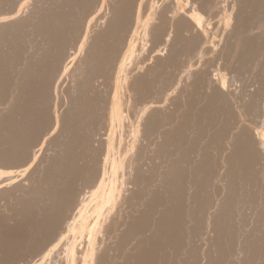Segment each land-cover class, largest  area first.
<instances>
[{"label": "bare ground", "instance_id": "bare-ground-1", "mask_svg": "<svg viewBox=\"0 0 264 264\" xmlns=\"http://www.w3.org/2000/svg\"><path fill=\"white\" fill-rule=\"evenodd\" d=\"M3 1L0 42L33 4ZM79 1L67 15L61 10L66 19L55 29L49 17L50 30L43 18L23 34L20 27L6 34L15 38L13 88L0 161L14 170L0 172V184L32 175L42 151L59 141L49 162L53 177L43 180L47 208L56 213L27 229L46 243L38 253L34 244V263L174 264L199 254L205 264L212 242L216 264H264V0ZM105 7L112 8L108 20ZM144 10L149 19L141 24ZM139 32L153 44L155 65L131 66ZM64 83L71 106L60 115ZM45 113L51 124L39 120ZM142 239L154 244L140 247Z\"/></svg>", "mask_w": 264, "mask_h": 264}, {"label": "rangeland", "instance_id": "rangeland-1", "mask_svg": "<svg viewBox=\"0 0 264 264\" xmlns=\"http://www.w3.org/2000/svg\"><path fill=\"white\" fill-rule=\"evenodd\" d=\"M1 1V0H0ZM33 1V4L30 2V4H29V7L27 6L24 10H26V11H24L25 13H26V19H25V21H21V22H19V24H17V25H15V26H12L11 28H9L6 32V34H9V35H11L12 34V36L14 35L13 34V32L15 33V31L14 30H16V29H18L19 30V27L21 28V31H22V34H23V32H27V30L29 31V29L30 28H32L33 27V24L35 23V24H37V22H39V21H36V20H40V21H42L43 20V18L45 19V20H43L44 22H42L43 24H45V22H48V24H49V22L51 21L50 19H51V17L52 18H54V20L53 21H51V22H54V24H53V27L51 26L52 24H49V25H43L44 27H46V28H48V30H50L51 29V27H52V29H55L54 28V26L56 27L57 25H59V23L61 24V22L62 23H64L63 21H58L57 22V20H59V19H61V20H63V18H64V16H65V19H66V15H67V9H71V8H69L70 6L69 5H71V3H72V1L73 0H32ZM39 1V2H38ZM42 1V2H41ZM62 3H61V2ZM84 1V0H83ZM86 1V0H85ZM232 1L233 0H230V2H231V4H232ZM1 2H4L3 0L1 1ZM1 2H0V6L2 7V5H1ZM71 2V3H70ZM75 2H80L79 0H74L73 1V3L75 4ZM82 2V1H81ZM236 2V0H234L233 1V3H235ZM244 3V0H241V3ZM39 3H41V4H43L41 7H40V5L41 4H39ZM72 3V4H73ZM84 3V2H83ZM39 6L38 8L36 7L37 5ZM62 4H65V6L64 5H62ZM67 4V5H66ZM77 4V5H76ZM75 5H74V7H78V3H76ZM80 4H82V3H80ZM159 4V3H158ZM32 5V6H31ZM36 5V6H35ZM55 5V6H54ZM241 5V4H240ZM33 6H35V7H33ZM57 6V7H56ZM64 6V7H63ZM68 8H67V7ZM4 7V6H3ZM3 7L2 8H0V11H1V9H3ZM31 7H33L32 9H31ZM74 7L72 8V10L74 9ZM37 8V9H36ZM111 8V7H110ZM110 8H106L105 7V9H106V11H105V14H106V19L108 20V18L109 17H111V15L110 14H112L111 12H112V8L110 9ZM46 9V10H45ZM77 9V8H76ZM75 9V10H76ZM32 10V11H31ZM34 10V11H33ZM64 12L65 11V13H66V15H65V13L63 14L62 13V11ZM74 10V11H75ZM29 11V12H28ZM50 11V12H49ZM71 11V10H70ZM28 12V13H27ZM35 12V13H34ZM57 12V13H56ZM69 12V11H68ZM144 12V13H143ZM142 14L140 15L141 17H140V23L142 24V22L144 23V19L145 20H147V19H149V15H148V11L147 10H144V11H142L141 12ZM219 13H221V12H219ZM31 14L33 15L32 17H31ZM55 15V16H52V15ZM57 14V15H56ZM63 14V15H62ZM42 15V16H41ZM48 17H47V16ZM147 16V18H146V16ZM37 16V17H36ZM57 16V18H55ZM61 16V17H60ZM207 17H206V19H207V21L209 22V20L210 19H212V17H214V16H210L209 17V19H208V15H206ZM218 16V17H217ZM221 16H223L222 14H219L218 15V13H217V15H216V17L218 18L217 20H218V23H219V17H220V19H221ZM49 17H50V19H49ZM108 17V18H107ZM216 17H214L215 19H214V21H213V19L210 21L211 23H212V25H214V24H216L217 22V20H216ZM38 18V19H37ZM48 20H47V19ZM132 18H134L132 15H131V19H129L128 21H130V23H131V20H132V22H133V19ZM29 19V20H28ZM64 19V20H65ZM106 19H104L105 21H104V23H106V22H108ZM111 19L112 18H110V20H109V22H111ZM142 19V20H141ZM30 22V21H32V22H28V21ZM50 20V21H49ZM134 20H135V18H134ZM24 22H26V23H24ZM145 22H147V21H145ZM214 22H216V23H214ZM33 23V24H32ZM58 23V24H57ZM31 26H29V25ZM47 24V23H46ZM107 24H109V23H106V25ZM135 24V21H134V23L132 24V26ZM21 25H22V27H21ZM25 25V26H24ZM104 25L105 24H102V26L104 27ZM105 25V26H106ZM211 25V27H213V28H211L212 29V32L214 33V35H215V29L217 28V26H218V24H216L215 26H212ZM17 26V28H15ZM49 26H51V27H49ZM101 26V25H100ZM102 26L101 27H99V28H102ZM127 26H129V27H131V24H129V22H128V25ZM126 26V27H127ZM134 27H136L135 25L133 26V29H134ZM13 28H15V29H13ZM45 28V29H46ZM139 29H140V27H138ZM215 28V29H214ZM11 29V30H10ZM13 29V30H12ZM26 29V30H25ZM128 30H127V32L126 33H128V31H129V29H130V31H129V34H127V35H125V37H128V36H130L131 34H132V28H127ZM138 29V30H139ZM214 29V30H213ZM24 30V31H23ZM8 31H10V33H8ZM63 31V32H62ZM61 32H60V34H63L65 31L64 30H62ZM217 32V31H216ZM141 32H139L135 37H137V39H136V51H135V56H134V58H133V65H132V63H131V66H132V68H136V67H140V66H142V67H144V65H146L145 67H147L148 65H150L151 63H152V61H155V59L152 57L153 55H154V52L152 51V42L150 41V40H148L147 38H143L142 36V33L140 34ZM213 33H211V34H213ZM5 34V36L8 38V37H11V38H9V40L5 37L4 39V41L6 42H0V49H2V50H0V144L3 146H1V148L2 149H5V150H7L8 151V148L7 147H5L4 145H5V141H3V140H5L6 139V141H7V136H6V134L8 133V126H9V123H8V114H7V110L9 109L8 107H9V104H11L10 102H12L11 101V98H12V88H13V86H12V80H13V76H12V73H11V66H10V62L12 61V55H13V52H12V50H11V48H12V46H10L11 44H12V42L14 41V37L12 38V36H7ZM140 35V36H139ZM15 36V35H14ZM22 36V35H21ZM124 37V41H125V43H127L128 42V40L127 39H129L130 37H128V38H125ZM226 37H227V35L226 36H224V39L226 40ZM139 38V39H138ZM23 39V38H22ZM141 39V40H140ZM223 39V42L222 43H225V40ZM13 40V41H12ZM11 41V42H10ZM124 41H123V46L121 45V48H120V52L122 53V51H123V49H122V47L124 48V50H126L127 48H126V44L124 45ZM144 41H145V43H144ZM150 41V42H149ZM227 41V40H226ZM235 41V40H234ZM234 41H232L233 43V45L235 44L234 43ZM5 43V44H4ZM4 45V46H2V45ZM7 44H8V46H7ZM147 45V46H146ZM223 45V44H222ZM221 45V46H222ZM233 45L231 46V47H233ZM6 46V47H5ZM144 46V47H143ZM138 47V48H137ZM230 47V48H231ZM234 47H235V45H234ZM151 48V49H150ZM7 49V50H6ZM33 49V48H32ZM148 49V50H147ZM232 49H234V48H232ZM143 50V51H142ZM147 50V51H146ZM10 51V52H9ZM34 51H36V50H34ZM34 51H32V53L34 52ZM27 52V51H26ZM167 52H169V51H167ZM166 52V54H168ZM29 53H30V50H29ZM34 53H36V52H34ZM120 53V54H121ZM144 53V54H143ZM30 55H31V53H30ZM10 56V57H9ZM39 56V55H38ZM145 56V57H144ZM144 57V58H143ZM10 59H11V61H10ZM151 60V61H150ZM142 61V62H141ZM144 65H143V64ZM147 63V64H146ZM32 65L31 67H34L35 65H38L39 63H29V65ZM134 65H135V67H134ZM137 65V66H136ZM152 65H155V62H153L152 64H151V66ZM38 66H40V65H38ZM37 66V67H38ZM36 66H35V68H37ZM10 68V69H9ZM146 69V68H145ZM145 69H142V71L144 70L145 71ZM141 71V72H142ZM226 73H227V71H225ZM228 74H229V72H228ZM3 75V76H2ZM230 75V74H229ZM228 75V76H229ZM12 82V83H11ZM68 82H70V81H68ZM68 82H65V83H67V85L69 84ZM11 83V84H10ZM34 83V82H33ZM36 84H37V82H35ZM35 83H34V87H35V89H39L38 88V86H36L35 85ZM64 83V85L59 89V91H60V93H59V91H58V98L60 99V101H59V103H58V108L60 107V109H59V111H57V112H59L58 114H60V111H62L61 113L62 114H64L65 113V110H67V112H68V108L69 107H67L68 105H67V103H69L68 102V98H70L71 96H69V95H67V93H70V92H67V90L69 89V85H68V89L67 88H65L64 86L66 85ZM236 84H240L239 82H236ZM250 84H253L252 82H250ZM11 85V86H10ZM66 85V86H67ZM33 86H30L29 85V87H31L30 89L31 90H34V88L32 89V87ZM11 87V88H10ZM29 87L27 86V88L26 89H24L25 91H23V92H21V93H19L18 95H20V97L22 96L23 97V99H24V97H25V93H27L26 95H27V98L29 97V94H30V92H28V89H29ZM235 87H238V86H236L235 85ZM234 87V88H235ZM64 88V89H63ZM66 89V90H65ZM30 90V91H31ZM63 90V91H62ZM11 91V92H10ZM67 92V93H65V92ZM69 91H70V89H69ZM6 93V94H5ZM32 93V92H31ZM65 93V94H64ZM3 94H5V95H3ZM10 95V96H9ZM17 95V96H18ZM63 95V96H62ZM65 95V96H64ZM67 95V96H66ZM71 95V94H70ZM62 97V98H61ZM58 99V100H59ZM67 99V100H66ZM13 100V99H12ZM61 100H62V102H61ZM3 101H4V103H3ZM64 101V102H63ZM66 102V103H65ZM63 103V104H62ZM59 104H61V105H59ZM65 104L67 105V106H65ZM69 105H70V103H69ZM45 106V109H46V113H47V109H49V105H47V104H45L44 105ZM52 106H53V104H52ZM63 106V107H62ZM71 106V105H70ZM67 107V108H66ZM171 107H174V106H171ZM170 107V108H171ZM58 108H56L57 110H58ZM65 108V109H64ZM66 112V113H67ZM46 113H45V117L44 118H41V116L42 115H40V119L39 120H41V119H43V120H41V121H44V119L46 118H48V122H50V117H51V114L49 113V116L50 117H46ZM61 115V114H60ZM54 120V119H53ZM47 122V121H46ZM47 122V123H48ZM45 123V122H44ZM43 123V124H44ZM46 123V124H47ZM52 122H50V124H51ZM50 124H47L48 126L50 125ZM42 129V128H41ZM7 130V131H6ZM43 130H46L45 129V127H44V129ZM43 130H42V133L41 134H43V133H46V132H43ZM3 131V132H2ZM6 132V133H5ZM41 132V130H39V133ZM38 133V134H39ZM5 136H4V135ZM2 135V136H1ZM45 134H43V137H45L44 136ZM39 136H40V134H39ZM42 136V135H41ZM5 137V138H4ZM1 138H4V139H2L1 140ZM41 138V137H40ZM42 139V138H41ZM58 141V140H57ZM59 142V141H58ZM58 142H56V140H55V142H53V144H52V148H55L54 147V143L56 144H58ZM5 147V148H4ZM46 148V147H45ZM52 148L50 147V149H51V152H50V149L48 148V149H44L43 151H42V154H40L41 156H40V159H38V163H36V170H34L33 172H32V175L30 174V175H25V176H22V177H18V178H14L15 180H13L12 179V181L10 180V182L9 181H6L3 185H4V188H3V185H2V183L0 184V188L2 189H5L6 187V185L8 184L9 186H8V189L9 190H7L8 192H6V190H5V192H6V194L4 193H1L0 192V194L4 197H2L1 195H0V244H1V249H0V264H35L36 263V259H38L39 257H35V252H40L41 251V249L44 247L43 246V244H46V243H44L45 242V240L44 241H42L43 243L41 244V241L39 240V242H37V241H35V240H37V238H34V237H32V236H27V235H31V233L30 232H28V230L30 229V231H31V222L32 221H34V223L36 222L35 220L37 219L38 221L37 222H39L40 221V219L42 220V223H41V221L39 222V224H45L46 222H48L49 221V219H47V218H50V217H52L51 215H54V213L53 212H55L56 213V211H53V209H48L47 207H50L51 206V204H50V206H49V202H50V200L48 199V195H46L48 192H46L45 191V193H44V187H43V183L47 180V179H49V176L47 175V177H46V174H49L51 177H50V179H52V177H53V173H51L50 174V172H49V168L51 167V165H54L55 164V158H57V156L55 155L56 153H55V151H53L52 150ZM5 150H1L0 149V154L3 156V154L5 153V152H7V151H5ZM5 151V152H4ZM49 152V153H48ZM46 153V154H45ZM47 155V154H49V155H47V157L45 156V155ZM0 155V159H1V161L2 162H4L3 160H2V156ZM54 155V157L52 158V156ZM49 160H47L45 157ZM44 157V158H43ZM50 158V159H49ZM53 160H52V159ZM42 159H44V160H42ZM0 161V172H5L6 170H7V172L8 171H10L11 169H13L14 170V168H9V167H6V166H8V165H6L7 164V162H6V164L5 163H2ZM43 161V162H42ZM42 162V163H41ZM49 162H52L51 163V165L49 166ZM46 163H48V164H46ZM6 167V168H3L4 166ZM44 165V166H43ZM47 166V167H46ZM39 167V168H38ZM46 168V169H44V168ZM3 168V169H2ZM7 168H9V169H7ZM34 168V169H35ZM41 171H40V170ZM44 169V170H43ZM4 170V171H3ZM38 170V173L37 172H35V171H37ZM43 170V171H42ZM47 170V171H46ZM43 172H44V174H43ZM6 173H2V175L4 176ZM29 174V173H28ZM34 174V175H33ZM38 174H40L39 175V177H38ZM1 175V176H2ZM43 175V176H42ZM27 176V177H26ZM28 176H29V178H28ZM31 176V177H30ZM32 177H33V179H32ZM45 177V178H44ZM3 178V177H2ZM2 178H0V179H2ZM41 178V179H40ZM36 180V181H35ZM43 180H44V182H43ZM22 181V182H21ZM19 182V183H18ZM21 183V184H20ZM42 183V184H41ZM56 183V182H55ZM60 183V182H59ZM80 183V182H79ZM12 184V185H11ZM46 184V182L44 183V185ZM56 184H58V182L56 183ZM11 185V186H10ZM23 185V186H22ZM25 185V186H24ZM59 185H62V184H59ZM79 185V184H78ZM20 186H21V188H20ZM36 187H38V188H36ZM41 187H42V190H41ZM56 187V186H55ZM63 188H61V186H57L56 187V189L57 190H59V191H61V190H63L64 189V187L65 186H62ZM2 189V190H3ZM7 189V188H6ZM32 189V190H31ZM33 189H34V191L35 192H33ZM36 189V190H35ZM40 190V191H38V190ZM22 190V191H21ZM23 190H25V191H23ZM4 191V190H3ZM10 192H11V194H10ZM20 192V193H19ZM21 192H23V193H21ZM37 192H39V193H37ZM34 193V194H33ZM36 193H37V195H36ZM40 193H42V194H40ZM9 194V195H8ZM22 194V195H21ZM42 195L43 196V198L45 199H43L42 198V196H40V195ZM7 195V196H6ZM11 195V196H10ZM35 195V196H34ZM27 196V197H26ZM38 198H37V197ZM2 197V198H1ZM28 198H30V199H28ZM25 199V200H24ZM41 199H43V201L41 200ZM48 201H47V200ZM28 200H29V202H28ZM33 200V201H32ZM26 201H27V203H26ZM45 201H46V203H48L47 205L48 206H45L46 205V203H45ZM32 202V203H31ZM45 204H44V203ZM23 205V206H22ZM46 209V211L44 210V208ZM2 209L4 210V211H2ZM42 209V210H41ZM247 209H248V211L250 210V208H249V205L247 206ZM27 210V211H26ZM41 210V211H40ZM49 210H52V212L51 211H49ZM8 211V212H7ZM35 211V212H34ZM19 212V213H18ZM35 213L34 215H33V213ZM41 212H43L42 214H41ZM68 212V211H67ZM67 212H65L66 213V216H67ZM22 213V214H21ZM30 213V214H29ZM49 213V214H48ZM20 214V215H19ZM24 214V215H23ZM51 214V215H50ZM7 215V216H6ZM36 215V216H35ZM41 217H40V216ZM44 215V216H43ZM15 218H14V217ZM31 218H30V217ZM33 216V217H32ZM48 216V217H47ZM64 216H65V214L63 215V219H65L64 218ZM65 216V217H66ZM44 217V218H43ZM9 218V219H8ZM11 218V219H10ZM34 218H35V220H34ZM45 218L47 219V220H45ZM14 219V220H13ZM26 219V220H25ZM32 219V220H31ZM51 219V218H50ZM62 219V220H63ZM31 220V221H30ZM43 221H45V222H43ZM64 221V220H63ZM160 222V221H159ZM159 222L158 223H156V224H159ZM37 224V223H36ZM23 225H24V227H23ZM27 226V227H26ZM29 226V227H28ZM32 226H33V224H32ZM26 227V228H25ZM31 227V228H30ZM157 227H158V225H157ZM24 228L26 229V233H25V231H24ZM18 229V230H17ZM21 229H22V232H21ZM28 229V230H27ZM158 229V228H157ZM25 234H24V233ZM28 233V234H27ZM30 233V234H29ZM10 234V235H9ZM26 235L25 237H24V235ZM39 235V234H38ZM170 235V234H169ZM22 236V237H21ZM17 239V240H16ZM4 241H7V242H4ZM12 241V242H11ZM9 242V243H8ZM11 242V243H10ZM157 242V241H156ZM156 242H155V244H156ZM140 245V247H142V246H144L145 245V243H146V245H151V243H152V245L154 244L153 242H149V241H146L145 239L143 240H140L139 242H138ZM142 243V244H141ZM34 244H35V247L36 246H41L42 248L39 250V248H40V246L39 247H36L37 249H35V247H33L34 246ZM144 244V245H143ZM158 244H159V242H158ZM199 244H200V246L202 247V248H204L203 246V244L202 243H200L199 242ZM210 244V247H209V245H205V249L207 250L206 251V256H207V261H206V263L205 264H216L217 263V261L216 260H218V257H219V252L214 248V247H212L213 245H211L212 244V242H210L209 243ZM8 245V246H7ZM22 245H24V246H22ZM145 245V246H146ZM149 245V246H150ZM151 245V246H152ZM203 245V246H202ZM16 246V247H15ZM145 246L143 247V248H145ZM149 246H147V248H149ZM3 247V248H2ZM6 247V248H5ZM208 247V248H207ZM143 248H141L142 249V253H140V254H142V256H144L143 255V252H144V249ZM2 249H4V251H3V253L1 254V251H2ZM7 249H9L8 251H7ZM36 251H35V250ZM146 249V248H145ZM232 250V253H233V255H232V258H238V257H236V253H235V247H232L231 248ZM32 252H31V251ZM38 250V251H37ZM169 250V249H168ZM8 252V254L6 253V252ZM35 251V252H34ZM45 250H43V252H44ZM19 252V253H18ZM34 252V254H32ZM42 252V253H43ZM141 252V251H140ZM169 252V251H168ZM13 254H14V256H13ZM17 254H18V256H17ZM136 254H139L138 252L136 253ZM140 254H139V256H140ZM24 255V256H23ZM7 256V257H6ZM142 256H140V258L142 257ZM198 256V257H197ZM4 257V258H3ZM21 257V258H20ZM25 257V258H24ZM30 257V258H29ZM138 257V256H137ZM181 257V260L179 259V261L181 262H184V261H186V263L185 264H201L202 263V261H201V259H200V257H202L201 255H199V254H188L187 256H186V260H184V258H183V260H182V257H183V255H181L180 256ZM3 258V259H2ZM8 258V259H7ZM13 258H15V259H13ZM175 258V257H174ZM7 259V260H6ZM19 259V260H18ZM171 259V258H170ZM176 261H175V259L173 260V258L171 259V260H173L175 263L178 261V258L176 257ZM14 260V261H13ZM17 260V261H16ZM27 260V261H26ZM140 260V264H141V262H143V263H145L143 260H141V259H139ZM236 259H234V262H236L235 261ZM239 260V259H238ZM5 261V262H4ZM6 261H7V263H6ZM177 262L176 264H179L180 262ZM188 261V262H187ZM199 261H201L200 263H198ZM35 262V263H34ZM190 262V263H189ZM216 262V263H215ZM238 262V261H237ZM236 262V263H237ZM136 263V262H135ZM134 263V264H135ZM174 263V264H175ZM137 264V263H136ZM147 264V263H146Z\"/></svg>", "mask_w": 264, "mask_h": 264}]
</instances>
